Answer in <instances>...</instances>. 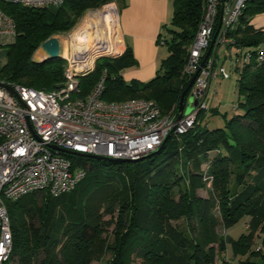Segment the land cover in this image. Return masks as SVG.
Returning <instances> with one entry per match:
<instances>
[{"label":"trees","instance_id":"16d2710c","mask_svg":"<svg viewBox=\"0 0 264 264\" xmlns=\"http://www.w3.org/2000/svg\"><path fill=\"white\" fill-rule=\"evenodd\" d=\"M115 2L65 0L58 10L1 4L15 22L17 38L14 44L0 46L8 47L0 81L46 92L60 88L67 62L34 63V54L47 40L71 32L87 11ZM205 2L176 0L171 27H164L169 37L159 36L168 57L151 81H125L122 72L136 66L127 47L119 59L98 61L96 71L80 80L77 96L86 97L104 78L106 102L150 100L164 115H178L181 96L192 80L183 73L187 49L203 20ZM262 13L264 0L249 1L229 34L232 43L227 47L237 50L233 59L252 55L248 63L233 66L240 113L228 120L227 114L210 105L209 113H199L187 133L172 135L160 150L132 163L61 154L73 168L83 169L85 178L73 191L57 197L42 191L5 201L12 249L3 264H92L112 249L109 264H216L219 255L222 264H234L237 257L255 253L257 230L262 237L258 253H263L264 60L258 61V55L264 48V32L251 25V19ZM207 116H222L224 126L209 128L204 124ZM204 190L206 197L198 194ZM116 209L124 220L111 247L102 238L110 226L102 218ZM181 218L187 221L188 233L172 224ZM243 221L246 233L235 240L228 233ZM221 226L223 240L218 234Z\"/></svg>","mask_w":264,"mask_h":264},{"label":"built area","instance_id":"2783aa9c","mask_svg":"<svg viewBox=\"0 0 264 264\" xmlns=\"http://www.w3.org/2000/svg\"><path fill=\"white\" fill-rule=\"evenodd\" d=\"M249 1L206 0L204 17L187 49L183 72L190 78L198 74L187 97L193 96V111L188 115L185 111L182 115H164L154 101L144 99L106 102L104 78L86 97L77 96L80 80L96 71L98 61L119 59L127 50L116 3L87 11L94 41L86 42L81 52L65 58V82L60 88L46 92L0 81V264L8 260L12 249L5 201L42 191L57 197L73 191L86 176L83 169L73 168L71 161L52 147L136 162L160 150L172 135L187 133L195 126L199 113H209L208 92L211 83L220 77L216 53L221 46L232 43L229 34L236 30ZM64 3L65 0H0V46L14 44L17 38L15 22L1 4L58 10ZM106 11H112L111 21L102 26L101 17L104 15L106 21ZM96 19L100 20L98 27L96 22L93 24ZM107 24L111 27L107 28ZM100 28L102 37L98 36ZM89 29L82 32L87 40ZM214 37L215 44L203 64ZM251 58L248 53L242 61L233 59L234 65L248 63ZM263 60L264 48H260L258 61Z\"/></svg>","mask_w":264,"mask_h":264},{"label":"rangeland","instance_id":"374dc122","mask_svg":"<svg viewBox=\"0 0 264 264\" xmlns=\"http://www.w3.org/2000/svg\"><path fill=\"white\" fill-rule=\"evenodd\" d=\"M169 1L171 3V7L173 6L175 7L176 0H169ZM115 3L120 11V8L123 7V1L116 0ZM88 19L89 18H87V13H85L83 18L80 20V22L71 32L64 34V35L55 36V38L59 40L60 46H61V55L58 59H63L67 62V60L63 57L64 54L66 57L67 56L70 57L72 54L81 52L85 48L86 42L91 43L92 41H94V36L92 33L93 27L92 29H89L90 27L88 25L89 24ZM96 20H94L93 24H95L96 22V26L98 27V25L100 24L99 22L100 20L98 21ZM106 22L108 21L106 20L105 23ZM102 25H104L103 21H102ZM106 26L107 28H109L108 27L109 24H107ZM167 26L170 28L171 24L169 23ZM86 29H89L87 31L88 36H89L88 40L82 36L83 30L85 31ZM101 32L102 30L99 29L98 36L102 37ZM162 33L163 35L168 36V32L165 29L163 30ZM156 48H157L156 49L157 51L154 50V52H150V54L152 56H155V58L156 56H158V70H157L158 72L159 69L161 68L162 59H164L168 54V48L166 45H162L161 43H159L158 45L156 44ZM7 50H8V47L0 48V69L6 63L5 54ZM231 51L232 50L227 48V46H221L219 48L218 57H217L218 58V70H219L218 73L221 75L222 66H224V75H223L224 77L220 76L217 81L212 82L210 86V90L208 92V102L210 103L211 107L217 108L220 111V113L223 115L227 114L228 120L231 119L232 116L237 115L238 113L241 112V110L237 108L238 103H239L238 86H237L238 76L234 70V67H232L231 65L232 57H235V52H231ZM150 58H153V57L150 56ZM39 59L42 60V57ZM66 67H67V64H66ZM139 68H140V65H136L132 68H126L122 72V74L124 75L125 81L128 84H131L133 82L142 84V83H148L149 81L152 80V77L148 78L145 76L146 75L145 72H139L140 70L134 71L135 69H139ZM145 79H148V80L144 81ZM192 111H193V106H192V102L190 101V97H189L187 99L185 115L190 114ZM204 124H207V126L212 129L215 127L224 126V120L222 119V116H209V117L207 116L206 119L204 120ZM207 190L199 191L198 194L202 197H206L208 195ZM102 220L103 222L110 224V226H107L104 228V232L102 233V238L105 239L106 242H108V244L111 247H114L117 242L116 235L119 231L121 223H123V220H124L122 217V214L120 213L119 209H116V211L112 214L104 213ZM172 224L173 226H177L179 229L188 233L187 221L184 218H181L178 221H173ZM244 233H246V229H245V222L243 221L239 226L230 230L228 235L232 237L233 239L237 240ZM258 233L260 234L259 230H257L254 233L256 243L258 242L256 247L252 249L255 253H253L252 255L248 254L244 257H241V256L237 257L235 261L236 264H240V262L243 260H248L256 264H264L263 263L264 251L263 253L262 252L260 254L258 253L259 252L258 246H261L259 245L260 244L259 242L262 239V237H259ZM218 234L222 240L223 238L225 239L226 238L225 228L222 226L219 227ZM217 248L218 247H216V249ZM112 250L108 251L109 252L108 255L103 260L95 261L92 264H109L114 258V255H113L114 250L113 251ZM222 257L223 256H220V255L218 256L217 258L218 260L216 264H222V262H220L222 260Z\"/></svg>","mask_w":264,"mask_h":264},{"label":"crops","instance_id":"0c3cea01","mask_svg":"<svg viewBox=\"0 0 264 264\" xmlns=\"http://www.w3.org/2000/svg\"><path fill=\"white\" fill-rule=\"evenodd\" d=\"M120 8V31L126 47L132 48L136 65H140L139 72H145L146 77L152 79L158 70V56H152L150 52L156 50L159 44V36L174 15L175 7H171L169 0H122ZM251 25L264 32V13L251 19ZM228 48V47H227ZM231 52L237 53L235 48ZM157 51V50H156ZM219 51V49H218ZM218 51L216 56L218 57ZM153 57V58H150ZM167 56L164 58L166 59ZM232 57V56H230ZM162 59V61L164 60ZM218 60V58H217ZM232 67L234 60L231 61ZM231 67V68H232ZM219 71V70H218ZM156 73V74H155ZM222 66L221 77H224ZM124 77V75H123ZM125 79V78H124ZM145 79L144 81H147ZM221 81V80H220ZM231 252L229 258H231ZM236 264V262L234 263Z\"/></svg>","mask_w":264,"mask_h":264},{"label":"water","instance_id":"95a60500","mask_svg":"<svg viewBox=\"0 0 264 264\" xmlns=\"http://www.w3.org/2000/svg\"><path fill=\"white\" fill-rule=\"evenodd\" d=\"M215 38L213 39L212 43H211V47H210V50L207 52L205 58H204V61H203V64H205V62L207 61V59L209 58L210 56V53H211V50L215 44ZM60 51H61V46H60V42L57 38L53 37L49 40H47L45 43H43L39 49L36 51V53L34 54V57H33V62L34 63H40V62H43V61H46V60H56L60 57ZM40 54H43L44 55V59L45 60H39V55ZM198 74H196L190 84L188 85V87L186 88V90L183 92L182 96H181V99H180V103H179V114L182 115L185 111V100L186 98L188 97L191 89L193 88L194 84H195V81H196V78H197ZM10 92L12 94H14V91L11 89V87H7ZM190 101L192 102L193 101V96L191 95L190 96ZM197 105V101L194 102V106ZM28 124L29 126L31 127V124L30 122L28 121ZM55 151L57 152H60V153H64V154H70V155H77V156H86V157H90V158H93V159H96V160H103V161H109V162H116V163H132L131 161L129 160H117V159H110V158H105V157H101V156H95V155H85V154H82V153H76V152H71V151H67V150H63V149H60V148H57V147H52Z\"/></svg>","mask_w":264,"mask_h":264},{"label":"bare ground","instance_id":"6f19581e","mask_svg":"<svg viewBox=\"0 0 264 264\" xmlns=\"http://www.w3.org/2000/svg\"><path fill=\"white\" fill-rule=\"evenodd\" d=\"M112 8H114V7H112ZM111 12H112V11H106V12H105V15H106V20H107L108 22H110V21H111ZM101 19H102V20H101V22L103 21V23H104V25H105V21H104V20H105V19H104V15H102ZM97 21H98V20H97ZM99 22H100V21H99ZM108 22H106V23H108ZM102 26H103V25H102ZM108 27L110 28V27H111V25H109ZM105 28H106V26H105ZM100 29L102 30V28H100ZM102 31H103V30H102ZM39 56H40L39 58H41V57H42V60H44V58H45V57H44V55H43V54H40ZM63 57H64V58H66L65 54L63 55ZM39 60H41V59H39Z\"/></svg>","mask_w":264,"mask_h":264}]
</instances>
